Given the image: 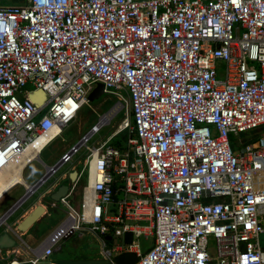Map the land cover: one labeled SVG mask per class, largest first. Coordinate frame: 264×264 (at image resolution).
Returning <instances> with one entry per match:
<instances>
[{
  "label": "built area",
  "instance_id": "obj_1",
  "mask_svg": "<svg viewBox=\"0 0 264 264\" xmlns=\"http://www.w3.org/2000/svg\"><path fill=\"white\" fill-rule=\"evenodd\" d=\"M97 83L116 99L110 115L44 164L45 179L26 183ZM37 90L41 105L29 98ZM120 113L111 134L89 145ZM263 127L264 0L0 4V175L24 163L22 182L2 197L21 186L16 209L86 150L70 190L50 204L63 205L65 218L34 249H1L0 264H53L61 239L84 230L100 238L103 258L131 252L134 264H264V136L236 139ZM124 131L121 150L110 142ZM34 145L38 158L27 153ZM141 238L152 242L143 248Z\"/></svg>",
  "mask_w": 264,
  "mask_h": 264
},
{
  "label": "rangeland",
  "instance_id": "obj_2",
  "mask_svg": "<svg viewBox=\"0 0 264 264\" xmlns=\"http://www.w3.org/2000/svg\"><path fill=\"white\" fill-rule=\"evenodd\" d=\"M24 2L25 0H0V4H21ZM115 101L116 99L113 96L106 93H102L101 96L94 101H88V103H86L81 108L76 117L67 121L66 125L62 129V133L53 139L42 150L40 154V160H36L30 165V167L33 165H38V168L33 175L25 178V182L28 184L36 183L39 178L42 177L45 171L44 164L49 166L55 165L59 161L60 156L69 150L71 145L76 144L80 137L89 131L91 125L99 120V117L102 114L107 113L110 110ZM111 112H108L107 116H109ZM121 116V113L114 116L108 125L102 127L97 135L91 137L88 144L93 145L96 141H104L106 137L109 136L116 128ZM259 135L264 136V127L260 130H252L246 133H240L236 139H244L245 141H248L250 138H254ZM116 138L121 140L122 136L119 135ZM112 141L113 139L110 142L111 144ZM85 155L86 150L84 147H81L78 153L73 155L72 160L69 163L61 165L54 174L48 177L44 183L37 187L32 195L25 199L24 202L19 204L16 209L12 208V213L9 216H5L4 220H2V217L14 204L17 203V201L24 195L25 192L24 189L19 185H16L10 189L0 199V234L3 232H8L15 240V247L18 245H28L32 249L37 247L65 217L62 218L57 211H51V214L48 217L43 218L42 221L38 222L35 227L31 229V232L17 233L18 237H16L15 234H13V230L16 229V225L19 221H21V214H23V212H25V210L29 208V206L32 205L41 194L45 195L46 190L50 188L56 180H61L64 173L72 170L79 171L85 162ZM86 180L87 171H84L73 193L74 202L79 201L82 188L86 183ZM49 198V195L45 196L46 200ZM140 242L142 247L145 248L152 242V238H149L148 240L141 238ZM259 242L260 245L264 247V234H260ZM208 243L210 246V252L214 256L215 240L212 236L208 238ZM111 244V242H107V246H111ZM58 246L59 249L54 251L50 260L87 261L90 259H103L104 257L102 254L100 238L88 230L77 231L69 238L61 239V241L58 243ZM31 254L32 251L31 253L25 252V255Z\"/></svg>",
  "mask_w": 264,
  "mask_h": 264
},
{
  "label": "water",
  "instance_id": "obj_3",
  "mask_svg": "<svg viewBox=\"0 0 264 264\" xmlns=\"http://www.w3.org/2000/svg\"><path fill=\"white\" fill-rule=\"evenodd\" d=\"M103 93V85L101 83H97L96 87L89 93L87 96V101L91 102L95 99L99 98ZM29 98L36 104L41 105L45 100L46 96L42 90L32 91L30 93ZM38 165H33L30 167L24 174L25 178L30 177L37 170ZM77 176V171L73 170L69 174V180L74 182ZM47 175H43L41 178L45 179ZM69 183L64 182L52 195L51 198L54 200H58L59 197L65 195L68 190ZM12 208V207H11ZM11 208L8 210L10 211ZM44 207L39 204L37 205L30 213H28L21 221L16 225V229L13 230V234L18 237L17 233L26 232L43 214ZM7 211V212H8ZM106 239H111L110 236H106ZM132 235L131 233H126L124 236V241L126 243L131 242ZM113 242L115 240L113 239ZM15 246V240L10 236L8 232H3L0 234V250L7 249ZM137 260V257L134 253L131 252H123L119 255L113 256L109 258L103 259H90L87 261H71V260H61L54 261L53 264H134Z\"/></svg>",
  "mask_w": 264,
  "mask_h": 264
},
{
  "label": "crops",
  "instance_id": "obj_4",
  "mask_svg": "<svg viewBox=\"0 0 264 264\" xmlns=\"http://www.w3.org/2000/svg\"><path fill=\"white\" fill-rule=\"evenodd\" d=\"M72 167H74V166H72ZM75 168V167H74ZM72 170V169H71ZM73 171V170H72ZM77 171V170H76ZM70 172L71 171H68L67 173H64L63 175H62V178H61V180H56L53 184H52V186L50 187V188H48L47 190H46V192H45V195L44 194H41L34 202H33V204L32 205H30L29 206V208H27L26 210H25V212H23V214H21V216H20V219L22 218H24V216L26 215V214H28V213H30L37 205H39V204H41L44 208H45V211H44V213H43V215L42 216H40V218L32 225L33 227H35V225L38 223V222H40V221H42V219L43 218H45V217H48L50 214H51V211H57L60 215H61V217L62 218H64L65 216H66V209H65V207L63 206V205H61V204H58L56 207H51L50 206V204H51V202L52 201H55L54 199H52L51 198V195L64 183V182H68L69 183V186H68V190L67 191H69L70 190V188H71V186H72V182L69 180V174H70ZM44 173H45V171H44ZM43 173V174H44ZM34 174V173H33ZM32 174V175H33ZM43 176V175H42ZM79 182V181H78ZM78 182L75 184V188H76V186H77V184H78ZM75 188L73 189V191H72V193H71V195H70V197H69V199L73 202V204H77L78 202H74L73 201V193H74V190H75ZM46 195H49L50 196V198L48 199V200H46L45 199V196ZM2 198V197H1ZM0 198V199H1ZM8 213V212H7ZM12 213V212H11ZM10 213V214H11ZM10 214H5L2 218H4L5 216H9ZM1 218V219H2ZM61 218V219H62ZM21 219V220H22ZM1 221V220H0ZM32 227V228H33ZM29 232H31V230L29 231ZM108 240V239H107ZM110 240V239H109ZM53 262H54V260H52Z\"/></svg>",
  "mask_w": 264,
  "mask_h": 264
},
{
  "label": "bare ground",
  "instance_id": "obj_5",
  "mask_svg": "<svg viewBox=\"0 0 264 264\" xmlns=\"http://www.w3.org/2000/svg\"><path fill=\"white\" fill-rule=\"evenodd\" d=\"M107 115V114H106ZM59 131V130H57ZM39 146L38 145H34L32 147H30L27 151L29 156H32L31 158H38V150H39ZM35 149V150H34ZM24 163H20V165L18 167H14L12 169V171L10 172H6L0 175V198L2 197V195L5 193V191L11 187L13 184L17 183V182H22V177L20 176V170L23 167ZM13 210L8 211V213H6L7 215L10 214ZM45 211V209H44ZM44 211H42L41 214L44 213ZM27 215V214H26ZM25 215V216H26ZM24 216V217H25ZM5 218V217H4ZM4 218L2 220H4Z\"/></svg>",
  "mask_w": 264,
  "mask_h": 264
},
{
  "label": "trees",
  "instance_id": "obj_6",
  "mask_svg": "<svg viewBox=\"0 0 264 264\" xmlns=\"http://www.w3.org/2000/svg\"><path fill=\"white\" fill-rule=\"evenodd\" d=\"M125 131L124 132H121V133H118L114 138H113V141H112V145L118 147L119 149L121 150H124L126 148V144H125V135H124ZM121 135L122 136V139H117L116 137ZM116 138V139H115ZM256 138V137H254ZM254 138H250L249 140H254ZM80 199V198H79ZM33 226H31L26 232H29L31 229H32ZM107 236V235H106ZM105 236V237H106ZM106 242L110 243V240H106Z\"/></svg>",
  "mask_w": 264,
  "mask_h": 264
},
{
  "label": "clouds",
  "instance_id": "obj_7",
  "mask_svg": "<svg viewBox=\"0 0 264 264\" xmlns=\"http://www.w3.org/2000/svg\"><path fill=\"white\" fill-rule=\"evenodd\" d=\"M13 247H15V246H13ZM12 248V247H11Z\"/></svg>",
  "mask_w": 264,
  "mask_h": 264
}]
</instances>
